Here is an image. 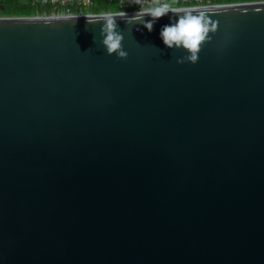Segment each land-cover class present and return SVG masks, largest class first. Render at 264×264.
<instances>
[{
	"label": "water",
	"instance_id": "water-1",
	"mask_svg": "<svg viewBox=\"0 0 264 264\" xmlns=\"http://www.w3.org/2000/svg\"><path fill=\"white\" fill-rule=\"evenodd\" d=\"M181 9L195 64L171 12L116 18L127 59L102 14L0 17V264H264V2Z\"/></svg>",
	"mask_w": 264,
	"mask_h": 264
},
{
	"label": "clouds",
	"instance_id": "clouds-1",
	"mask_svg": "<svg viewBox=\"0 0 264 264\" xmlns=\"http://www.w3.org/2000/svg\"><path fill=\"white\" fill-rule=\"evenodd\" d=\"M170 12L177 15L169 17L170 23L161 25L159 32L161 41L168 49L181 52L177 57L178 63H198L202 46L208 41L211 33L216 31V24L211 22L210 18L206 20L203 13L170 7L167 3L149 9L141 7L131 15L126 11L102 14L95 19L103 21L99 42L108 55H114L117 59H127L129 53L124 47L125 35L116 18H125L127 25H142V29L151 33L159 18ZM146 16H150L151 19H146Z\"/></svg>",
	"mask_w": 264,
	"mask_h": 264
},
{
	"label": "trees",
	"instance_id": "trees-1",
	"mask_svg": "<svg viewBox=\"0 0 264 264\" xmlns=\"http://www.w3.org/2000/svg\"><path fill=\"white\" fill-rule=\"evenodd\" d=\"M253 2H264V0H156L153 5L147 6L149 9L153 6L167 3L170 6L177 7H195L200 5H230ZM55 6L52 4H41L35 0H0V17H32L37 15H50ZM134 8V7H133ZM128 0H92V5L83 9L84 13L104 14L117 11H129ZM65 11V9H59ZM72 13L79 10L75 7L70 8Z\"/></svg>",
	"mask_w": 264,
	"mask_h": 264
},
{
	"label": "built area",
	"instance_id": "built-area-1",
	"mask_svg": "<svg viewBox=\"0 0 264 264\" xmlns=\"http://www.w3.org/2000/svg\"><path fill=\"white\" fill-rule=\"evenodd\" d=\"M37 3L40 2L41 4H52L55 6L54 10L55 11H60L59 9H65V11H60L59 16H78V15H73L74 13L71 12L70 8L75 7L77 8L81 13L83 12L82 10L85 8H88L92 5V0H35ZM132 1L135 0H128L129 4L132 3ZM153 2H156V0H153ZM151 0H147L146 3H143L142 6H147L151 3ZM137 6H140V1ZM83 15V14H82Z\"/></svg>",
	"mask_w": 264,
	"mask_h": 264
},
{
	"label": "rangeland",
	"instance_id": "rangeland-1",
	"mask_svg": "<svg viewBox=\"0 0 264 264\" xmlns=\"http://www.w3.org/2000/svg\"><path fill=\"white\" fill-rule=\"evenodd\" d=\"M139 1H140V6H137L138 4H139ZM163 1H165V0H163ZM147 2V0H135V1H132V3H130L129 4V6H131L132 7V9L131 10H129V11H127L128 13L129 12H135V11H137L138 9H140L141 7H143L144 9H146V7L147 6H150V5H153L155 2H153V0H151V2H153V3H151V4H149V5H147V6H142V4L143 3H146ZM170 6V5H169ZM200 6H206V5H200ZM134 7V8H133ZM170 7H174V8H180V7H177V6H170ZM59 13H61L60 11H52L51 13H50V15H37V16H41V17H45V16H59L58 14ZM90 15L91 13H84V12H80V11H78V12H76V13H74L73 15H78V16H80V15Z\"/></svg>",
	"mask_w": 264,
	"mask_h": 264
}]
</instances>
